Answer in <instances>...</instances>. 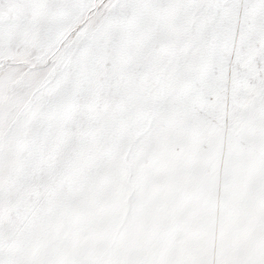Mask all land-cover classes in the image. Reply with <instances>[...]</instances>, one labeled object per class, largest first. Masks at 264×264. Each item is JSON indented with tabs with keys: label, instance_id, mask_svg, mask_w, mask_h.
<instances>
[{
	"label": "snow or ice",
	"instance_id": "obj_1",
	"mask_svg": "<svg viewBox=\"0 0 264 264\" xmlns=\"http://www.w3.org/2000/svg\"><path fill=\"white\" fill-rule=\"evenodd\" d=\"M0 264H264V0H0Z\"/></svg>",
	"mask_w": 264,
	"mask_h": 264
}]
</instances>
